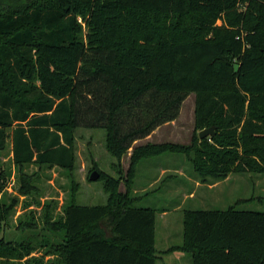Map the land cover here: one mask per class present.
Masks as SVG:
<instances>
[{"label":"trees","instance_id":"1","mask_svg":"<svg viewBox=\"0 0 264 264\" xmlns=\"http://www.w3.org/2000/svg\"><path fill=\"white\" fill-rule=\"evenodd\" d=\"M190 94L212 137L132 148ZM80 127L103 129L118 162L132 148L128 172L183 153L202 181L264 174V0H0V151L10 138L15 165L71 169ZM136 203L127 190L113 207L65 205L42 243L50 264H156V210ZM235 205L185 212L191 264H264V212ZM13 250L0 257L31 264Z\"/></svg>","mask_w":264,"mask_h":264},{"label":"rangeland","instance_id":"2","mask_svg":"<svg viewBox=\"0 0 264 264\" xmlns=\"http://www.w3.org/2000/svg\"><path fill=\"white\" fill-rule=\"evenodd\" d=\"M194 100L195 95L190 94L183 101L176 122L161 128L145 144L189 147L192 138H198ZM73 134L75 160L71 169L34 163L15 165L10 138L0 151V205L9 207L0 223V250L21 251L25 255L23 262L50 264L48 248L42 243L52 237V222L62 219L65 205L111 207L115 194H125L127 190L136 197L137 207L156 210V264H191L189 254L178 250L183 242L186 211L225 210L237 203L239 210L264 212L262 173L244 170L221 181H202L183 153H164L140 160L128 172L132 148L137 144L118 162L107 150L103 129L80 127ZM93 172L99 175L97 181L89 180ZM105 178L117 181L115 190L106 185ZM110 226L108 219L97 224L106 236ZM11 261L0 257V264Z\"/></svg>","mask_w":264,"mask_h":264},{"label":"water","instance_id":"3","mask_svg":"<svg viewBox=\"0 0 264 264\" xmlns=\"http://www.w3.org/2000/svg\"><path fill=\"white\" fill-rule=\"evenodd\" d=\"M214 135V128H207V129H203L201 131L198 132V138L204 139V138H208V137H212ZM99 179V175L96 172H93L90 177L89 180L90 181H97Z\"/></svg>","mask_w":264,"mask_h":264},{"label":"crops","instance_id":"4","mask_svg":"<svg viewBox=\"0 0 264 264\" xmlns=\"http://www.w3.org/2000/svg\"><path fill=\"white\" fill-rule=\"evenodd\" d=\"M176 120H177V119H176ZM176 120H174V121H172V122H169V123H166V124H164V125H162V126L156 128V129L152 132V134H151L150 136H148V137L145 138L144 140L137 141L135 144H137V146H138V142H140V143L142 142V144H145L146 142L150 141V140L152 139V137L155 136V134H157V132H159V130H160L161 128H166V127H168V126H172V124H174V123L176 122ZM142 144H139V145H142ZM135 146H136V145H135ZM144 166H145V165H144ZM162 171L164 172L165 170L162 169Z\"/></svg>","mask_w":264,"mask_h":264}]
</instances>
